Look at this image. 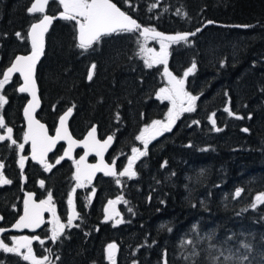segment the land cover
Returning a JSON list of instances; mask_svg holds the SVG:
<instances>
[{
	"label": "trees",
	"instance_id": "16d2710c",
	"mask_svg": "<svg viewBox=\"0 0 264 264\" xmlns=\"http://www.w3.org/2000/svg\"><path fill=\"white\" fill-rule=\"evenodd\" d=\"M31 1L0 0V79L12 58L30 49L29 41L16 33L26 37L30 23L41 16L27 12ZM112 1L139 24L163 32L201 28L189 42L170 44L167 57L176 77L195 62L194 72L185 78V90L197 97L195 111L182 113L171 131L150 142L148 154L134 166L135 178L122 177L117 184L114 177L99 174L94 194L89 187L77 188L74 204L80 218L74 225L79 226L66 228L56 242L42 228L38 234L44 243H33L36 255H46L54 264H110L106 249L115 243V264H164L165 259L167 264H238L240 255L248 256L245 264H264V203L250 207L264 193V0ZM152 4L156 7L150 9ZM177 9L187 15H178ZM59 10L58 0H51L47 11ZM76 33L75 21L61 18L47 32L36 74L37 115L52 131L58 115L74 106L72 133L79 137L96 124L100 136L113 134L107 158L117 156L120 169L139 144L135 137L141 128L164 118L169 109V102L156 96L167 81L164 65L145 66L139 31L103 36L87 50L77 47ZM19 82L14 74L2 91L8 103L0 109L17 143L23 141L21 111L27 99L17 90ZM225 107L244 118L229 116ZM213 114L221 131L209 120ZM10 143L0 142L2 171L12 180L0 186V224L16 219L26 190L37 197L51 192L58 216L65 220L74 162L64 159L46 172L28 159L22 180L17 148ZM62 148L58 144L47 162L55 164ZM27 151L25 145L23 153ZM237 189L242 190L239 197ZM118 196L127 203L118 204L124 222L114 226L104 220V209ZM224 256L233 258L224 261ZM0 261L30 264L2 251Z\"/></svg>",
	"mask_w": 264,
	"mask_h": 264
},
{
	"label": "snow or ice",
	"instance_id": "6c2138e0",
	"mask_svg": "<svg viewBox=\"0 0 264 264\" xmlns=\"http://www.w3.org/2000/svg\"><path fill=\"white\" fill-rule=\"evenodd\" d=\"M51 0H33L31 5L27 8L29 14H43L42 18L38 19L36 22L30 24L27 30V36H23L21 32H17L16 36L20 39H26L30 41L31 52L28 55H17L15 59L11 62L10 66L3 71L2 79H0V109L8 103L6 96L2 94L3 89L9 84L12 79L13 74L19 73L23 78V83L19 86L18 91L20 93H28L31 99L28 100L26 106L24 107L23 113L27 121V129L23 134V140L25 142L31 143V159L40 163L44 171L52 170L56 165L60 164L65 157H70L73 147L78 144H82L85 149L93 151L97 156L101 157L99 164L87 165L84 163L87 152L84 156H81L75 163V172L73 178L76 181L75 187L69 192L68 204L69 212L67 216V222L63 223L55 214V206L52 203V194L49 192L47 199L40 200L38 203L33 200V194L27 193L25 195L23 204L24 211L23 215L19 217L12 228H39L44 223L43 213L45 211L52 212L53 219L49 221L53 225L50 229L52 242H56L64 234L66 228H71L73 226L78 227L79 225H74L73 221L80 218V214L77 212L74 204V193L77 188L85 187L86 184H91L92 178L95 176L96 172H103L106 176H111L115 178L117 184H121V177H127L128 179L135 178L137 172L134 166L138 160L148 154V147L152 140L161 136L165 132H169L172 126L179 119L180 115L185 112H193L196 107L197 97L185 90V78L188 77L196 68L195 62L185 70L183 77L174 76L168 69L167 57H168V47L170 44H176L179 42H189V37H194L201 28H196L193 32H178L175 34H164L156 30L155 27L147 26L144 27L133 19L127 12L122 11L112 0H58L59 5L62 6L63 10L58 12L57 16L64 20L75 21L77 26V47L80 49L87 50L92 47L96 42H98L103 36L111 35L113 33L121 32H136L139 31L140 36L147 39H157L160 42L161 51L160 53H155L153 49H145L144 44L141 43L140 51L141 53H153L152 56H146L144 63L146 67H152L154 64L164 65V75L167 78L168 84L165 87L160 88L156 96L160 100H167L170 102L169 107L164 120H153L150 124L145 125L141 129L140 133L135 137L137 141H140L143 145V149L133 146L131 148V155L127 158L126 166L117 171L115 168V161L112 165L105 164L102 156L103 153L108 149L114 140V136L110 135L104 140H99L96 138V126H92L91 130L88 132L87 136L83 141L74 140L69 134L66 121L67 118L72 114L73 107H69L59 118V126L56 129V135L50 136L42 124L35 117L36 109L39 107V98L36 93V81L34 79V72L36 68L37 61L40 59L44 52L45 44V33L49 31V26L57 18V16L47 15L46 8ZM126 4H130V0H125ZM150 9L156 7V4L149 6ZM177 14L181 16H186V13H182L180 9H177ZM214 21H207V24H212ZM250 27V26H244ZM95 65L89 70L88 78L92 79L93 69ZM225 112L229 116H234L236 119H243L244 117L237 115L232 112L229 107H225ZM214 115L209 117L216 131H221L220 128L216 127V121ZM249 119L251 116L248 117ZM199 121H193V124H198ZM0 130H3V134H0V142L10 141V147L12 145H17L18 150H23L25 148V143H17V140L13 138V129L8 127L4 116L0 114ZM243 131L247 132L248 129L245 128ZM68 141V148L65 149L64 154L60 156L55 164L47 162V154L52 151L53 147L56 145L57 141L65 140ZM28 157L24 155L19 156L18 165L21 169V176L23 177V169L25 166V161ZM164 165H162L163 167ZM4 163L0 161V186L9 185L12 180L5 177L3 173ZM40 185L44 186V181L41 180ZM93 194L95 189H92ZM242 190L237 189L235 196L239 197ZM91 197H89L90 202ZM127 203L124 201L123 196H118L115 200H109L105 206V221L115 220L114 226L123 223L122 218H117L120 216L119 212L115 210V205L120 202ZM264 203V193L258 194L250 207L256 208L257 204ZM15 207V206H14ZM129 212L132 211L131 208L128 209ZM111 213V214H110ZM3 219V217H0ZM6 229L0 228V233L5 232ZM39 240L41 244L44 243L39 237H11V246L0 239V251L4 253H12L20 256L24 261L30 262V264H54V262L49 260L48 256L43 258H37L32 249V241ZM185 244H192L193 241H185ZM245 249H249V245H243ZM22 249L24 251H22ZM117 245L115 243L107 245V259L110 264H115V252ZM166 255V254H165ZM192 255H196L193 251ZM221 256L224 254L221 252ZM232 256H224V261L231 260ZM58 259V257H57ZM215 259V257L213 258ZM238 264H245L248 261L247 255H240L236 257ZM0 264H4V261H0ZM164 264H167L165 259Z\"/></svg>",
	"mask_w": 264,
	"mask_h": 264
},
{
	"label": "water",
	"instance_id": "95a60500",
	"mask_svg": "<svg viewBox=\"0 0 264 264\" xmlns=\"http://www.w3.org/2000/svg\"><path fill=\"white\" fill-rule=\"evenodd\" d=\"M32 2H33V0H32ZM32 2H31V3H32ZM112 2H113V1H112ZM31 3H30V5H31ZM113 3H115V2H113ZM115 4H116V3H115ZM30 5H29V6H30ZM116 5H117V4H116ZM117 6L120 7L119 5H117ZM120 8H121V7H120ZM46 10H47V8H46ZM121 10H122V11H125V10L122 9V8H121ZM58 12H60V11H58ZM58 12H57L55 15H52L51 13H49V12L46 11V14H47V15H52V16H57ZM125 12H127V11H125ZM127 13H128V12H127ZM128 14H129L130 16H132L130 13H128ZM42 15H43V14H42ZM40 18H42V16L39 17L38 19H40ZM57 18H59V17L57 16ZM132 18L135 19L133 16H132ZM38 19H37V20H38ZM37 20H35V21H33V22H36ZM33 22H32V23H33ZM51 25H52V24H51ZM51 25L49 26V29H50ZM143 26H144V25H143ZM144 27H147V26H144ZM156 30H157V29H156ZM157 31H159V32H161V33H164V34H166V35H168V34H175V33H178V32H163V31H160V30H157ZM46 34H47V33H45V44H44V50H45V47H46ZM77 35H78V33H77ZM77 41H78V40H77ZM29 43H30V41H29ZM30 52H31V44H30V50H29L28 52H25V53H17V54L13 57L12 61L15 59V57H16L17 55H28ZM43 54H44V52H43ZM43 54L41 55L40 59L37 61L36 68H35V72H34V79H35V81H36V93H37V96H38V98H39V107L36 109L35 117H36V119L39 120L42 124L45 125V128H46V130H47V132H48V135H50V136H55V135H56V129H57V127L59 126V118H60V116H61V115H62V114H63V113L69 108V107L66 108L65 110H63V111L58 115L57 120H56L55 127H54V129H53V132H50V131H49V128H48L47 123H46L45 121L41 120V119L38 117V115H37L38 110L40 109V105H41V98H40V94H39V85H38V81H37V77H36V72H37V66H38V63L40 62L41 58L43 57ZM12 61H11V62H12ZM10 64H11V63H10ZM10 64H9L4 70H6V69L10 66ZM91 68H92V66L90 67V69H91ZM90 69H89V70H90ZM17 74L19 75V73H17ZM19 76H20V75H19ZM22 83H23V78L20 76V83H19L18 86H17V90H18L19 86H20ZM26 94H27V99H26V101L24 102V104H23V106H22V111H21V112H22V116H23V122H24V132H25L26 129H27V121H26V119H25V116H24L23 110H24V107L26 106L28 100L31 99V96H30L28 93H26ZM72 112H73V111H72ZM71 115H72V114H71ZM71 115L67 118V121H66V127H67V130H68L69 134L71 135V137H72L74 140H76V141H83V140L85 139V137L87 136L88 132L91 130L92 126H96V124L91 125V126H90V127L84 132V134H83L82 136L77 137V136H75V135L72 133V131H71V129H70L69 121H70ZM24 132H23V134H24ZM110 135H112V134H108V135H106V136H104V137H99V135H98V129H97V126H96V138H97V139H99V140L102 141V140L106 139V138H107L108 136H110ZM112 136H113V135H112ZM27 143H28V153L25 154L24 156H26V157H28L29 159H31V143H30V142H27ZM59 143H63V144H64V145H63V149H62V153H61V156H62V155L64 154L65 149L68 148V141H67V139L57 141V143H56V145L53 147L52 151L55 149V147H56ZM112 143H113V142H112ZM112 143H111V145H112ZM111 145L108 147V149L111 147ZM79 149H81L82 151L76 156V155H75V152H76L77 150H79ZM108 149L103 153L102 159H103V161H104L105 164L112 165L113 162H109V161H107V159H106V153H107ZM52 151H51V152H52ZM51 152H49V153L47 154L46 159L48 158V156H49V154H50ZM86 152H87L88 154H87V156L85 157V161H84L85 164H87V165H96V164H99V162H100V160H101V157L97 156L95 152L90 151V150H88V149H85V148L83 147L82 144H78L77 146L73 147L70 157H65L64 159L72 160V159L75 158V161H78L79 158H80L81 156H84ZM91 155L95 156V159H94V160H89V159H88L89 156H91ZM31 160H32V159H31ZM26 161H27V160H26ZM26 161H25V164H26ZM32 161H34V160H32ZM35 162H37V161H35ZM37 163H38V162H37ZM39 164H40V163H39ZM24 167H25V166H24ZM115 168H116V164H115ZM75 170H76V169H75ZM116 170H117V169H116ZM98 173H103V172H96L95 176H96ZM103 174H104V173H103ZM95 176L92 178V182H93V180L95 179ZM22 179H24V176L22 177ZM27 193H32V194H33V200H34L35 202H37V203H38L40 200H42V199H37V198L35 197V192H34L33 190H27V191H25L24 194H23V199H22V209H21V212H20V214L18 215V217H17V218H16V219H15V220H14L9 226H3V225L0 226V228L6 229L5 232H7V231L20 232V231H23V230L35 231V230H37V229L40 228V227H39V228H19V229H14V228H12V225L16 223V221L19 219V217H20L21 215H23V211H24V204H23V201H24L25 195H26ZM46 213H49V214L51 215V219L53 218L52 212L45 211V212L43 213L44 221H45V214H46ZM0 217H1V215H0ZM0 220H1V219H0ZM42 225H43V224H42ZM42 225H41V226H42ZM5 232H3V233H5ZM3 233H0V237L2 236Z\"/></svg>",
	"mask_w": 264,
	"mask_h": 264
},
{
	"label": "rangeland",
	"instance_id": "374dc122",
	"mask_svg": "<svg viewBox=\"0 0 264 264\" xmlns=\"http://www.w3.org/2000/svg\"><path fill=\"white\" fill-rule=\"evenodd\" d=\"M61 10H63V8H62V6H61ZM141 43H143L144 44V47H145V49H153L154 51H155V53H160V51H161V46H160V42H159V40H157V39H147V40H144L143 39V41L141 42ZM141 43H140V45H141ZM140 45H139V52H140V54H141V56L145 59V57L146 56H152L153 55V53H141V51H140ZM3 77H1V79H2ZM178 78H180V77H178ZM167 84H168V82L166 81V83L162 86V87H165V86H167ZM161 87V88H162ZM3 94V93H2ZM169 102V101H168ZM171 106V104H170V102H169V107ZM1 114V113H0ZM165 119V117L164 118H161V119H158V120H164ZM148 124H150V123H148ZM148 124H146V125H148ZM145 126V125H144ZM144 126L142 127V128H144ZM141 128V129H142ZM141 131V130H140ZM19 143H25L24 141H22V142H19ZM18 143V144H19ZM135 147H138V148H141V149H143V145H142V143L139 141V144H137V145H135ZM16 148H17V155H18V160H19V156L20 155H23V150L21 151V150H18V147H17V145H16ZM131 155V154H130ZM129 156V155H128ZM128 156L126 157V159L123 161V163H122V167L118 170V171H120V170H122L125 166H126V164H127V158H128ZM112 159H117V156H114V157H112ZM1 161V160H0ZM122 178V177H121ZM120 178V179H121ZM75 184H76V181H75V183H74V186H73V188L75 187ZM85 187L87 188V187H89L91 190L93 189V186L91 185V186H89V184H86L85 185ZM72 188V189H73ZM71 189V190H72ZM89 189V190H90ZM90 190V191H91ZM48 195H49V193L48 194H46L44 197H43V199L45 200V199H47V197H48ZM115 200V199H114ZM53 203V202H52ZM119 204V203H118ZM118 204H116L114 207H115V210L117 211V212H119V214H120V216L119 217H117V218H122V215H121V212H120V210H119V207H118ZM111 214V213H110ZM56 216L58 217V215H57V213H56ZM104 217H105V214H104ZM59 218V217H58ZM60 219V218H59ZM61 220V219H60ZM105 220V219H104ZM63 223H66L67 222V218L65 219V220H61ZM109 221H112V222H115V220L113 219V220H109ZM75 222H76V220L75 221H73V224H75ZM52 227H53V225H52ZM50 233V235H51V232H49ZM13 236H17V237H32L30 234H10L9 235V237L7 238V239H5L4 237H2L1 239L5 242V243H8L10 246H11V243H12V241H11V237H13ZM32 249H33V241H32ZM22 251H24L23 249H22ZM33 253H34V255L37 257V258H43V257H45L46 255H42V256H37L36 255V253H35V250L33 249Z\"/></svg>",
	"mask_w": 264,
	"mask_h": 264
},
{
	"label": "flooded vegetation",
	"instance_id": "af4514ba",
	"mask_svg": "<svg viewBox=\"0 0 264 264\" xmlns=\"http://www.w3.org/2000/svg\"><path fill=\"white\" fill-rule=\"evenodd\" d=\"M113 145V144H112ZM112 145H111V147H112ZM110 147V148H111ZM110 148L108 149V151H107V153H106V159H108L107 158V154H108V152H109V150H110ZM82 150L81 149H79V150H77L76 151V154H78V153H80ZM95 159V156H93V155H91V156H89V160H94ZM117 160V159H116ZM116 163H117V161H115ZM100 174H102V173H100ZM97 175H99V174H97ZM96 175V176H97ZM102 175H104V174H102ZM96 176H95V178H96ZM104 176H106V175H104ZM23 180V179H22ZM57 213V211L55 210V214ZM46 217H47V214H46ZM49 221H50V219H49ZM49 221H48V223H47V221L43 224V226L41 227V228H39L37 231H35V232H29V231H24V232H22L21 233V235L22 234H30L32 237L33 236H36V237H39L40 238V235L38 234V232L42 229V228H46L49 232H51L50 231V229L52 228V225H51V223H49ZM0 222H2V219L0 220ZM62 222V221H61ZM0 225H3V224H0ZM10 234H12V233H7V236H9ZM41 239V238H40ZM34 241H39V240H33V243H34Z\"/></svg>",
	"mask_w": 264,
	"mask_h": 264
},
{
	"label": "clouds",
	"instance_id": "9594fccd",
	"mask_svg": "<svg viewBox=\"0 0 264 264\" xmlns=\"http://www.w3.org/2000/svg\"><path fill=\"white\" fill-rule=\"evenodd\" d=\"M245 245V244H244Z\"/></svg>",
	"mask_w": 264,
	"mask_h": 264
}]
</instances>
